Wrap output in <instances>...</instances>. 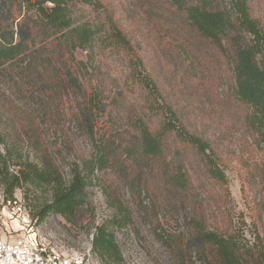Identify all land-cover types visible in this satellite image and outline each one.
Listing matches in <instances>:
<instances>
[{
  "label": "rangeland",
  "instance_id": "obj_1",
  "mask_svg": "<svg viewBox=\"0 0 264 264\" xmlns=\"http://www.w3.org/2000/svg\"><path fill=\"white\" fill-rule=\"evenodd\" d=\"M99 1L101 7L78 4L73 15L76 25L99 26L93 48L73 50L64 43L48 49L39 39L29 45L31 53L49 60L48 82L34 74L26 81L34 84L26 88L0 75V94L7 97L0 128L9 134L0 153L5 155L14 141L12 158L17 159L7 164L11 172L27 162L41 164L45 157L66 185L74 170L94 155L96 145L114 142L119 166L90 174L86 195L68 218L52 211L44 214L53 200V185L26 183L8 198L0 183V239L18 238L24 218L27 229L46 247L82 254L87 264H178L180 255L173 248L185 244L202 219L212 228L239 229L242 244L252 246L257 234L264 240V151L246 129L231 65L215 46L193 33L184 14L166 0ZM251 2L264 24V0ZM0 16L11 29L24 32L27 19L37 20L35 11L9 0H0ZM108 17L126 33L144 72L162 91L163 102L173 106L191 131L212 142L226 174L227 192L208 179L202 161L175 138L169 140L166 162L180 149L191 179L188 193H173L166 200L163 165L129 158L139 147L132 124L145 117L147 90L129 78L127 52L104 41ZM91 98L95 104L90 105L94 112L88 123L84 107ZM158 122L147 121L152 129H158ZM108 192L127 206L129 222L109 203ZM223 194L220 211L216 202ZM13 199L22 206L21 215L12 216L8 202ZM100 227L114 236L121 260H101L94 253ZM194 258L208 264L199 255Z\"/></svg>",
  "mask_w": 264,
  "mask_h": 264
},
{
  "label": "trees",
  "instance_id": "obj_2",
  "mask_svg": "<svg viewBox=\"0 0 264 264\" xmlns=\"http://www.w3.org/2000/svg\"><path fill=\"white\" fill-rule=\"evenodd\" d=\"M9 1L27 11H35L37 17L35 22L29 19L25 21L27 29L24 32L11 29L8 19L0 16V75L16 86L31 87L34 83L26 81L34 74L41 77L43 82L49 81V60L31 53L30 50L29 45L36 40L45 41L44 45L48 49H52L54 44L61 46L65 43L73 50H88L93 48V42L99 37L98 25H76L73 17L78 4L101 7L99 0ZM166 1L175 11L184 14L183 17L193 33L215 46L231 65L236 84L235 97L245 110L246 129L255 144L264 151V24L256 17L251 0ZM106 23L109 28L104 41L109 46L122 48L127 52L130 59L129 78L147 90L148 112L144 110L145 117L136 118L132 124L139 147H135L137 150L129 158L136 162L146 159L163 165L161 167L165 177L166 200H171L173 193H188L192 187L191 179L180 160V149L177 148L170 162H166V152L171 151L169 140L175 138L173 140L179 141L183 149L190 150L202 161L208 179L227 192L226 174L219 165L218 160L221 159L212 142L191 131L181 121L173 106L163 102L162 91L154 79L144 72L143 62L135 55L126 33L111 18L108 17ZM6 98L4 94H0V119ZM91 104H95L94 98L84 107L89 113L86 116L88 123H91L94 112ZM155 118L159 120L158 129H152L147 123ZM8 135L0 128V145L7 143ZM16 145L13 141L11 148H6L5 155L0 153V183L5 187L7 197L12 198L15 190L26 183L53 185V200L45 208L44 214L52 211L66 218L73 215L77 206L81 205L90 174L110 166L116 170L120 161L114 142L96 145L94 155L84 161L81 169L77 167L74 170V177L66 185L60 176L57 178V171L45 157L41 164L27 162L28 165H22L20 170L11 172L7 164L9 160L17 159L12 158ZM223 195L216 202L220 211L226 197V194ZM108 196L109 203L117 210L121 219L129 222L127 206L114 194L108 192ZM193 218L199 220L198 216ZM224 218L227 219V216ZM202 222L185 240V244L180 242L173 248L174 253L180 255L178 264L201 263V260L194 258L196 255L208 264H264V240L260 234H257V242L249 246L242 244L239 229L221 226L212 228L204 219ZM93 248L101 260L117 262L122 259L114 236L107 233L105 227L98 229Z\"/></svg>",
  "mask_w": 264,
  "mask_h": 264
},
{
  "label": "built area",
  "instance_id": "obj_3",
  "mask_svg": "<svg viewBox=\"0 0 264 264\" xmlns=\"http://www.w3.org/2000/svg\"><path fill=\"white\" fill-rule=\"evenodd\" d=\"M8 203L12 208V216L23 213L18 200H11ZM22 223L19 226L18 238L0 239V264H87L82 254L62 253L49 249L34 232L27 229L29 222L26 219L23 218Z\"/></svg>",
  "mask_w": 264,
  "mask_h": 264
}]
</instances>
